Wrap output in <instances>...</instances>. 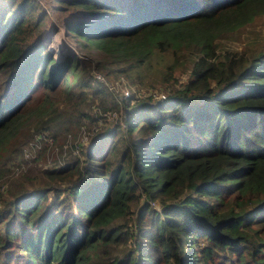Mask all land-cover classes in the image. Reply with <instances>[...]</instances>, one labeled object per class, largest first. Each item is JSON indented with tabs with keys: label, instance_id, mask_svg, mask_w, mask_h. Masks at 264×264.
I'll list each match as a JSON object with an SVG mask.
<instances>
[{
	"label": "trees",
	"instance_id": "trees-1",
	"mask_svg": "<svg viewBox=\"0 0 264 264\" xmlns=\"http://www.w3.org/2000/svg\"><path fill=\"white\" fill-rule=\"evenodd\" d=\"M45 2L0 0V176L31 128L92 138L0 197V264H264V40H218L264 0ZM113 66L169 92L118 99L93 74Z\"/></svg>",
	"mask_w": 264,
	"mask_h": 264
},
{
	"label": "rangeland",
	"instance_id": "rangeland-1",
	"mask_svg": "<svg viewBox=\"0 0 264 264\" xmlns=\"http://www.w3.org/2000/svg\"><path fill=\"white\" fill-rule=\"evenodd\" d=\"M40 1L43 6L46 7L47 3L45 2V0ZM48 12L50 14L51 21L47 28L43 31L42 37L47 45L45 33L47 34L51 41V43L49 42L50 48L52 44L53 53L57 58L63 59L66 55L73 53L72 49L73 51H75L76 46H74L71 42L68 43L69 39L67 40V36L65 35V38L62 34L61 31L63 29V26L60 20L56 16H54V13L52 12L51 8L48 9ZM69 13V10L62 12L59 15V18H65L69 15ZM54 23H56L57 26H53L54 33L52 36V41L49 36V30L52 24ZM58 28L59 34L57 35V32L55 31ZM235 35L237 39L224 38L222 36L218 40L220 41V43L225 44L224 46L234 48L243 47L248 41L255 40L256 36L259 37L258 39L264 40V16L260 17L259 19H256L253 24L240 29L237 33H235ZM63 37L68 44L64 42ZM63 43L67 47L71 48L69 52L67 51L64 54L63 51L66 49H63L61 47ZM54 45H56L57 51ZM66 46L65 48H67ZM96 53H98L97 49L91 48L90 54L92 55V57L93 55L94 57H96ZM90 64L95 65V62L90 61ZM108 70L110 69L96 67L94 71L103 73L107 78L108 83L111 82V85L119 86V89L116 91L115 95L118 99L121 98L123 91H128V96L134 95V97L137 98L149 94L155 97L160 96L162 93L169 92L167 91L169 90L168 87L163 89L162 86L159 85L158 80L155 77H153L152 79L150 76H148L143 79H137L134 82H131V80L125 75H123V73L116 72L114 66L111 69L114 71L113 73L105 74ZM117 71L119 70L117 69ZM103 84L108 88V86L104 82ZM91 126L92 125L88 124V121L86 120L79 121L77 126L70 128L68 131L63 133L61 136H58L57 138L45 136L41 137V139H39L37 135L38 133H36L35 128H31L30 133L32 137L21 145L18 154L20 157L13 161L9 160L8 164H6L5 167V174L0 176V197L3 194H8V191L10 192V190L13 189V184L15 185L19 180V177L28 171L27 169L32 164L31 160L35 159V162H37L40 167L45 168L59 165L74 155H80V150L79 152L77 151V149H79L78 144L87 143L91 140L92 137H87Z\"/></svg>",
	"mask_w": 264,
	"mask_h": 264
},
{
	"label": "built area",
	"instance_id": "built-area-1",
	"mask_svg": "<svg viewBox=\"0 0 264 264\" xmlns=\"http://www.w3.org/2000/svg\"><path fill=\"white\" fill-rule=\"evenodd\" d=\"M93 74H94L95 79H97V80H99V81H101V82H104V83L108 86L109 90H111L113 93L116 94V91L119 89V86H118V85L113 86V85L110 84L111 82L108 83L107 78H106L105 75H104L103 73H101V72L94 71ZM165 95H166V92H165V93H162V94L160 95V97H164ZM121 96H122V97H126V96H128V91H123V93H122ZM111 118H116L115 113H112V114H111ZM38 137H40V138H41V137H45V135L40 134ZM152 205H153L154 207L158 208V204H157V203L152 202Z\"/></svg>",
	"mask_w": 264,
	"mask_h": 264
},
{
	"label": "water",
	"instance_id": "water-1",
	"mask_svg": "<svg viewBox=\"0 0 264 264\" xmlns=\"http://www.w3.org/2000/svg\"><path fill=\"white\" fill-rule=\"evenodd\" d=\"M62 33H63V35H64V37H65V35H66V29H65V27L63 26V29H62ZM66 38V37H65ZM67 40H68V38H66ZM68 43H70V41L68 40ZM71 45V44H70ZM49 50H51L52 51V49L49 47ZM53 52V51H52ZM55 56V55H54ZM56 57V56H55ZM57 58V57H56Z\"/></svg>",
	"mask_w": 264,
	"mask_h": 264
},
{
	"label": "bare ground",
	"instance_id": "bare-ground-1",
	"mask_svg": "<svg viewBox=\"0 0 264 264\" xmlns=\"http://www.w3.org/2000/svg\"><path fill=\"white\" fill-rule=\"evenodd\" d=\"M48 32V31H47ZM62 32V31H61ZM59 34V31L57 32V35ZM63 34V33H62ZM62 36V35H61ZM55 37H56V35H55ZM48 40H49V42L51 43V41H50V39H49V37H48ZM65 46L66 45H64V43L61 45V47L63 48V49H67V48H65ZM67 47V46H66ZM51 49H52V46H51ZM53 51V50H52Z\"/></svg>",
	"mask_w": 264,
	"mask_h": 264
}]
</instances>
